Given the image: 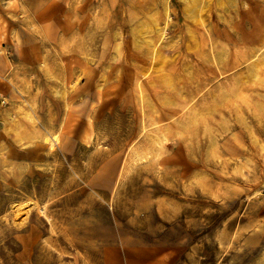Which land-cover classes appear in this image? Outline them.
<instances>
[{
  "label": "rangeland",
  "instance_id": "374dc122",
  "mask_svg": "<svg viewBox=\"0 0 264 264\" xmlns=\"http://www.w3.org/2000/svg\"><path fill=\"white\" fill-rule=\"evenodd\" d=\"M164 1L0 0V264H264V0Z\"/></svg>",
  "mask_w": 264,
  "mask_h": 264
},
{
  "label": "bare ground",
  "instance_id": "6f19581e",
  "mask_svg": "<svg viewBox=\"0 0 264 264\" xmlns=\"http://www.w3.org/2000/svg\"><path fill=\"white\" fill-rule=\"evenodd\" d=\"M203 1H204V0H202V1H200V2H199V1L197 2V1H196V2H197L196 5H197V6H198V5L200 6L201 3H203ZM206 1H207V0H206ZM207 2H209V0H208ZM166 4H167V0L164 1V6H166ZM219 4H220V3H219ZM214 5H215V4H214ZM186 6H187V5H186ZM194 6H195V5H194ZM203 6H204V5H203ZM191 9H192V8H191ZM201 9H202V8H201ZM201 9H200V10H201ZM192 10H193V9H192ZM197 10H198V9H197ZM200 10H199V11H200ZM202 10H203V9H202ZM190 13H191V12H190ZM209 13H210V12H209ZM147 14H148V13H147ZM198 20H201V19H198ZM201 21H202V20H201ZM201 24H202V23H201ZM215 31H216V30H215ZM217 31H218V30H217ZM208 32H209V31H208ZM220 33H221V32H220ZM207 34H208V33H207ZM209 35H211V33H210ZM258 35H260V37H259V42H258V45H257L258 47H257V46H256V47H257V50H261V49H264V30L261 29L260 32L258 33ZM141 36H142V35H141ZM211 51H212V50H211ZM258 53H259V52H258ZM255 54H256V53H255ZM256 55H258V56L260 55V56L262 57V62H264V50H262V52H261L260 54H256ZM258 56H257V57H258ZM260 56H259V57H260ZM220 57H221L220 53H218V54H212V58H213V60H216V58H217V59H220ZM257 57H256V58H257ZM215 65H216V64H215ZM254 75H255V74H254ZM260 77H261V76H259V74H258V78H260ZM260 79H261V78H260ZM15 119H16V118H15ZM55 135H56V134H55ZM53 137H54L53 139H55V140L57 139L56 136H53ZM158 138H159V137H158ZM159 139H160V138H159ZM29 199H30V198H29ZM34 215H35V213H34ZM41 220H42V219H41Z\"/></svg>",
  "mask_w": 264,
  "mask_h": 264
}]
</instances>
